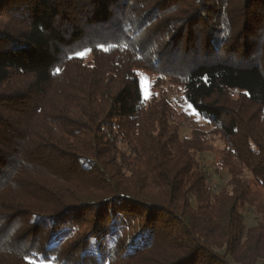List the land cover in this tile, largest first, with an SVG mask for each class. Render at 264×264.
<instances>
[{"label": "trees", "instance_id": "obj_1", "mask_svg": "<svg viewBox=\"0 0 264 264\" xmlns=\"http://www.w3.org/2000/svg\"><path fill=\"white\" fill-rule=\"evenodd\" d=\"M0 264H264V0H0Z\"/></svg>", "mask_w": 264, "mask_h": 264}, {"label": "rangeland", "instance_id": "obj_2", "mask_svg": "<svg viewBox=\"0 0 264 264\" xmlns=\"http://www.w3.org/2000/svg\"><path fill=\"white\" fill-rule=\"evenodd\" d=\"M139 76L145 97L151 98L154 96L159 98L161 96H166L177 110V114H182L178 121H180V130L183 136L190 137L194 129L203 132H209L211 130L207 121L200 117L193 107L186 101L183 90L180 87L167 80L159 79L156 74L149 71H139ZM221 148L222 143L219 139H216L213 144L212 152L204 154L201 157L204 167L209 169L214 176L216 174L214 173L216 167L215 160L218 159L217 153H219ZM220 174V177L214 178L217 179L220 184L226 183L228 176L224 172H221Z\"/></svg>", "mask_w": 264, "mask_h": 264}, {"label": "snow or ice", "instance_id": "obj_3", "mask_svg": "<svg viewBox=\"0 0 264 264\" xmlns=\"http://www.w3.org/2000/svg\"><path fill=\"white\" fill-rule=\"evenodd\" d=\"M101 47H103V45H101ZM89 51H90V49H85L83 52L78 53V55L81 56V57H83V56H85ZM57 71H59V69H57Z\"/></svg>", "mask_w": 264, "mask_h": 264}]
</instances>
